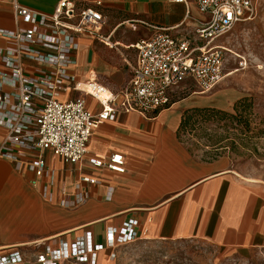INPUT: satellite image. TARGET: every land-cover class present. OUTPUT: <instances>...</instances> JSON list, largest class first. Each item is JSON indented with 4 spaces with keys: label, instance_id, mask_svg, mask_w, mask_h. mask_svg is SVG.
<instances>
[{
    "label": "crops",
    "instance_id": "crops-1",
    "mask_svg": "<svg viewBox=\"0 0 264 264\" xmlns=\"http://www.w3.org/2000/svg\"><path fill=\"white\" fill-rule=\"evenodd\" d=\"M59 1L0 0V28L16 31L28 27L25 21H17L16 3L52 14ZM97 1L103 3L100 8L107 16L102 34L109 39L82 34L70 71L81 81L96 78L112 91L131 77L136 42L160 31L196 38V30L209 20L195 0H75L91 5ZM0 46L15 47V42L0 34ZM23 65L27 75L52 70L26 58ZM208 92L194 91L181 98L177 91L169 106L146 116L120 112L93 131L88 153L74 166L45 151L53 171V201L44 198L40 187L31 185L35 174L27 164L18 169L13 160L0 157V216L18 223L23 231L19 237L0 242V253L34 244L32 251L20 247L33 259L34 250H42L43 244L56 246L63 240L71 245L87 230L94 242L105 243L108 227L120 229L135 219L138 238L99 251L97 264H114L116 248L142 239L202 241L235 259H261L264 264V183L239 174L227 157L207 160L193 154L178 137L186 110L216 105ZM79 96L80 92L72 90L61 92L58 98L69 101ZM86 99L90 111L102 110L97 99L90 95ZM7 132L0 125V147ZM7 150L33 156L15 147ZM115 152L124 155L123 172L94 165L96 158ZM83 176L100 183H81ZM78 192L85 195L84 202H77ZM63 197L71 202L70 207L61 204Z\"/></svg>",
    "mask_w": 264,
    "mask_h": 264
},
{
    "label": "built area",
    "instance_id": "built-area-1",
    "mask_svg": "<svg viewBox=\"0 0 264 264\" xmlns=\"http://www.w3.org/2000/svg\"><path fill=\"white\" fill-rule=\"evenodd\" d=\"M195 1L199 10L209 15V20L196 30L197 37L179 38L160 31L136 42L131 77L117 91L96 78L78 80L70 71L82 34L109 39L102 34L107 16L100 8L101 1L91 5L61 0L52 14L38 13L16 3V19L25 21L28 27L16 31L0 28V34L15 42V47L0 46V125L8 131L0 157L13 160L18 169L27 164L35 174L31 185L40 187L44 198L53 201L50 190L53 171L48 167L45 151H52L74 166L88 153L93 131L120 112L136 111L146 116L163 109L172 103L176 89L188 81L197 92L213 89L224 77L226 61V47L216 41L253 15L258 0ZM24 58L48 65L52 70L27 75ZM72 90L80 92V96L69 101L58 98L61 92ZM89 95L102 105L100 112L88 109ZM8 147L33 156L10 152ZM93 163L98 168L125 170V158L119 152L98 157ZM80 182L97 184L100 180L83 176ZM77 197L79 203L86 199L83 192H78ZM61 204L72 205L66 197ZM138 225L137 220L131 219L120 229L108 227L105 243L94 242L89 230L71 245L63 240L56 246L45 243L42 250H34L33 259L15 246L0 253V264H97L99 251L135 241L139 236Z\"/></svg>",
    "mask_w": 264,
    "mask_h": 264
},
{
    "label": "rangeland",
    "instance_id": "rangeland-1",
    "mask_svg": "<svg viewBox=\"0 0 264 264\" xmlns=\"http://www.w3.org/2000/svg\"><path fill=\"white\" fill-rule=\"evenodd\" d=\"M216 42L226 47L222 81L206 95L211 107L231 114L242 113L241 122L222 119L205 123L183 135L191 152L203 159L227 157L245 178L264 183V0L256 2L253 15L235 25ZM181 98L197 88L190 81L177 89ZM251 103L248 112L235 110L241 100ZM247 115V116H246ZM249 120L250 130L244 124ZM0 216V242L23 234L18 223ZM32 251L33 245L20 246ZM114 264H263L231 257L224 249L197 240L142 239L115 249Z\"/></svg>",
    "mask_w": 264,
    "mask_h": 264
},
{
    "label": "trees",
    "instance_id": "trees-1",
    "mask_svg": "<svg viewBox=\"0 0 264 264\" xmlns=\"http://www.w3.org/2000/svg\"><path fill=\"white\" fill-rule=\"evenodd\" d=\"M250 108H251V103H248L246 99L237 102V104L235 105L236 111L241 109L242 112H245V111L248 112ZM239 116H241V118H244L242 113L239 114ZM239 116L236 114H231V113H228L222 110H218L211 106L195 107V108L188 109L183 113L181 123L178 128V137L179 139L184 141L183 135L185 133L191 132L199 127H202L205 123L212 122V121L215 122V121L222 120V119H236L237 121L241 122L240 120L241 118ZM244 124L247 130H250L249 120L247 117L244 120ZM216 158H219V157L212 156L210 158H207V160H212Z\"/></svg>",
    "mask_w": 264,
    "mask_h": 264
}]
</instances>
